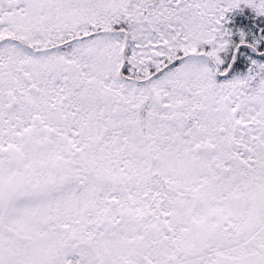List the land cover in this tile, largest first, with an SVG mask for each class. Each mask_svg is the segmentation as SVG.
<instances>
[{
    "label": "snow or ice",
    "instance_id": "snow-or-ice-1",
    "mask_svg": "<svg viewBox=\"0 0 264 264\" xmlns=\"http://www.w3.org/2000/svg\"><path fill=\"white\" fill-rule=\"evenodd\" d=\"M245 8L264 16L0 0V264H264V28L229 27Z\"/></svg>",
    "mask_w": 264,
    "mask_h": 264
},
{
    "label": "trees",
    "instance_id": "trees-1",
    "mask_svg": "<svg viewBox=\"0 0 264 264\" xmlns=\"http://www.w3.org/2000/svg\"><path fill=\"white\" fill-rule=\"evenodd\" d=\"M240 17H244L245 24H239L238 20ZM229 27L235 31L237 28L243 27L246 32H249L250 36L252 33L258 31V28H264V16H255L250 9L245 8L243 11L236 10V12L230 14ZM238 38V37H236ZM245 68L242 66L237 71L243 72Z\"/></svg>",
    "mask_w": 264,
    "mask_h": 264
}]
</instances>
